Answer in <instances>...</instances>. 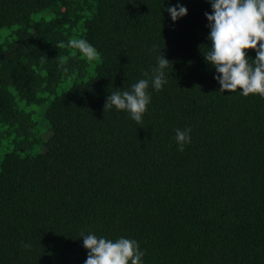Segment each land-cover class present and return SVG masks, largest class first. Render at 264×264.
<instances>
[{"label":"trees","instance_id":"obj_1","mask_svg":"<svg viewBox=\"0 0 264 264\" xmlns=\"http://www.w3.org/2000/svg\"><path fill=\"white\" fill-rule=\"evenodd\" d=\"M176 2L0 0V264H84L81 231L136 239L145 264H264V97L219 91L210 4L173 23ZM73 38L96 59L56 47ZM160 50L142 121L104 111Z\"/></svg>","mask_w":264,"mask_h":264},{"label":"clouds","instance_id":"obj_2","mask_svg":"<svg viewBox=\"0 0 264 264\" xmlns=\"http://www.w3.org/2000/svg\"><path fill=\"white\" fill-rule=\"evenodd\" d=\"M207 3L211 11L204 15L208 21L207 40L210 44L203 57L215 70L214 79L220 86L219 91L239 90L243 96L264 97V0H207ZM166 11L173 23L188 13L181 0L169 5ZM56 47L76 49L89 62L99 54L96 47L84 38H73L66 43L60 41ZM248 49L254 50V58L249 56ZM155 60L150 71L143 74L146 78L138 79L126 90L117 88L109 92L104 111L115 108L140 123L152 100L149 89L161 91L168 83L170 61L162 55V50L156 54ZM65 63L61 59L58 67L67 72ZM174 131L177 150L182 152L185 145L191 143L192 130L185 127ZM80 238L88 250L84 264H145V250L134 238L119 236L112 239L91 231H81Z\"/></svg>","mask_w":264,"mask_h":264}]
</instances>
